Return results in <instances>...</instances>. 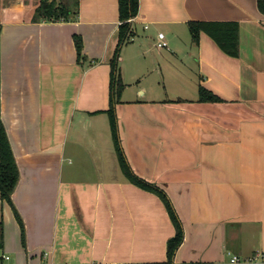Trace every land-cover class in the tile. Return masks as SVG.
<instances>
[{"label":"crops","instance_id":"1","mask_svg":"<svg viewBox=\"0 0 264 264\" xmlns=\"http://www.w3.org/2000/svg\"><path fill=\"white\" fill-rule=\"evenodd\" d=\"M70 19L35 21L31 0L0 1L1 117L20 170L1 196L6 264H264V15L257 0H139L121 48L110 116L118 0H55ZM236 21L239 54L189 22ZM164 33L166 47H158ZM83 41L80 56L75 36ZM194 69V70H193ZM131 80V81H129ZM222 100L200 101L199 84ZM238 256L241 261H231Z\"/></svg>","mask_w":264,"mask_h":264},{"label":"trees","instance_id":"2","mask_svg":"<svg viewBox=\"0 0 264 264\" xmlns=\"http://www.w3.org/2000/svg\"><path fill=\"white\" fill-rule=\"evenodd\" d=\"M1 1V0H0ZM119 4V42L115 51L114 58L111 61V83H110V108L107 110L110 116V123L113 131V136L118 151L120 163L125 174L135 183L140 186L156 192L164 200L171 218L176 227L175 235L169 240L168 255L170 259L174 258L176 250L184 240V228L182 222L174 208L173 203L166 194V192L157 186L155 183L148 182L147 180L137 176L131 169L126 156L123 152L121 141L119 137L116 104L119 100L121 92L124 88L123 81L121 80L119 70V56L123 45L129 41L132 35V22L130 18L136 17L139 12V0H118ZM258 8L264 15V0H257ZM72 12L68 5L57 4L55 0H40L38 7L35 11V21L40 19H70L73 17ZM189 29L194 41L202 31L208 33L218 45L228 54L237 56L239 54V27L236 21H199L194 20L189 22ZM75 45L78 56L81 55L83 49V41L79 35L75 36ZM200 101L218 102L222 99L205 87L199 84L198 88ZM20 179V170L18 168L7 132L1 117V104H0V191L3 199L7 200L13 207L16 217L22 225L24 231V224L22 218L16 209L12 194ZM2 229L0 226V247L2 246Z\"/></svg>","mask_w":264,"mask_h":264},{"label":"built area","instance_id":"3","mask_svg":"<svg viewBox=\"0 0 264 264\" xmlns=\"http://www.w3.org/2000/svg\"><path fill=\"white\" fill-rule=\"evenodd\" d=\"M135 17L130 18L129 21H131L133 23ZM157 46L158 47H166L167 46V41L164 39V33L163 32H159L158 34V41H157ZM258 258H260L261 260H264V254H258L257 255ZM11 259V256L8 254H3L0 257V264H6L5 261H9ZM231 261L233 262H239L241 261V259L238 256H233Z\"/></svg>","mask_w":264,"mask_h":264},{"label":"rangeland","instance_id":"4","mask_svg":"<svg viewBox=\"0 0 264 264\" xmlns=\"http://www.w3.org/2000/svg\"><path fill=\"white\" fill-rule=\"evenodd\" d=\"M32 1V0H31ZM33 1H37V3L38 2H40V0H33ZM71 3H72V1L74 2L75 0H69ZM120 70V69H119ZM194 70V69H193ZM129 81H131V80H129Z\"/></svg>","mask_w":264,"mask_h":264}]
</instances>
